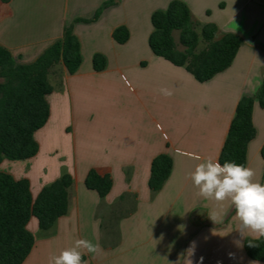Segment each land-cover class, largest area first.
Returning <instances> with one entry per match:
<instances>
[{
  "label": "crops",
  "instance_id": "crops-1",
  "mask_svg": "<svg viewBox=\"0 0 264 264\" xmlns=\"http://www.w3.org/2000/svg\"><path fill=\"white\" fill-rule=\"evenodd\" d=\"M106 1H0V46L18 63L33 62L69 25L81 54L72 75L56 65L46 96L49 117L34 133L37 154L0 164L1 173L28 181L32 199L62 173L73 180L65 216L48 230L34 217L28 222L34 245L23 264H48L76 239L102 249L83 254L88 264H253L244 241L259 237H241L231 203L197 196L189 175L203 160L218 159L238 101L254 95L264 79V0H181L192 20L242 41L231 66L204 83L148 46L151 15L172 0H116L97 21L74 23L91 19ZM120 26L129 31L122 45L112 38ZM95 54L106 59L101 72L93 70ZM162 88L173 94L164 96ZM252 123L246 167L264 184V109L257 102ZM161 154L171 158L172 170L152 192L150 167ZM91 169L112 179L104 198L84 185Z\"/></svg>",
  "mask_w": 264,
  "mask_h": 264
},
{
  "label": "trees",
  "instance_id": "trees-1",
  "mask_svg": "<svg viewBox=\"0 0 264 264\" xmlns=\"http://www.w3.org/2000/svg\"><path fill=\"white\" fill-rule=\"evenodd\" d=\"M115 1L104 2L91 19H76L74 23L97 21L103 10L114 5ZM151 25L152 32L148 38L151 52L176 67L184 68L198 83L207 82L228 69L242 44L235 34L220 35L215 24L201 25L192 20L189 7L181 0H172L165 10L155 11L151 15ZM174 32H178V43L182 49H178ZM112 38L118 44H125L129 31L120 26L113 31ZM200 41L205 47L197 51ZM58 64H62L70 75L81 64L80 43L72 25L64 27L61 38L30 63H18L10 51L0 46V164L4 160H26L37 154L34 133L48 120L46 96L53 90L48 76ZM92 66L96 72L103 71L105 57L95 54ZM255 102L264 109V79L254 95L243 96L238 101L218 157L221 164L227 160L246 166L247 146L256 134L252 123ZM260 155L264 162V144ZM171 170L169 156L161 154L155 157L150 167L149 189L159 191ZM72 182L68 173H62L32 199L27 180H15L11 175L0 172V264H23L29 256L34 237L27 225L32 217L37 220L39 229L48 230L67 214L68 189ZM84 185L104 198L112 187V179L91 169ZM249 243L255 246L249 247ZM244 252L250 260L264 263V237L246 238Z\"/></svg>",
  "mask_w": 264,
  "mask_h": 264
},
{
  "label": "clouds",
  "instance_id": "clouds-1",
  "mask_svg": "<svg viewBox=\"0 0 264 264\" xmlns=\"http://www.w3.org/2000/svg\"><path fill=\"white\" fill-rule=\"evenodd\" d=\"M164 96H171L172 90L160 89ZM200 159L199 156L195 157ZM255 171L235 161L208 158L198 163L190 173L196 195L216 202L229 201L235 209L239 227L236 231L241 237L245 233L264 237V184L254 181ZM214 218V217H213ZM239 243V241H237ZM249 243V247H253ZM102 249L98 243L88 239H76L69 248L61 250L48 258V264H88L83 254H99ZM255 264V262H253Z\"/></svg>",
  "mask_w": 264,
  "mask_h": 264
},
{
  "label": "rangeland",
  "instance_id": "rangeland-1",
  "mask_svg": "<svg viewBox=\"0 0 264 264\" xmlns=\"http://www.w3.org/2000/svg\"><path fill=\"white\" fill-rule=\"evenodd\" d=\"M173 36H174L175 42H176V44L178 46V49H182V47L178 43V32H174ZM204 47H205V44L202 41H200L199 44H198V47H197V51L202 50ZM59 65H61V64H59ZM55 69L56 70H54L52 74L49 73V76H51V77L48 76V80H49L50 83H51V79L54 78V73H56L59 68L56 66Z\"/></svg>",
  "mask_w": 264,
  "mask_h": 264
}]
</instances>
